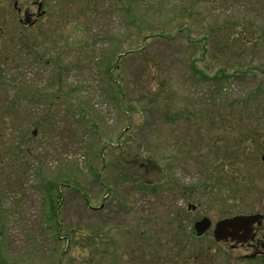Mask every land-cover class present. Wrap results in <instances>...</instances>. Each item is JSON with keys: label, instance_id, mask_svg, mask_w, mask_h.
I'll list each match as a JSON object with an SVG mask.
<instances>
[{"label": "rangeland", "instance_id": "rangeland-1", "mask_svg": "<svg viewBox=\"0 0 264 264\" xmlns=\"http://www.w3.org/2000/svg\"><path fill=\"white\" fill-rule=\"evenodd\" d=\"M66 8L62 28L26 35L42 60L15 47L0 70V264H235L213 227L198 237L194 223L234 214L241 184L256 182L264 0ZM116 60L129 113L106 76ZM192 66L231 79L214 89ZM47 181L61 191L55 223ZM91 234L98 245L85 250Z\"/></svg>", "mask_w": 264, "mask_h": 264}, {"label": "flooded vegetation", "instance_id": "flooded-vegetation-1", "mask_svg": "<svg viewBox=\"0 0 264 264\" xmlns=\"http://www.w3.org/2000/svg\"><path fill=\"white\" fill-rule=\"evenodd\" d=\"M66 1L0 0V70L3 64L10 60L15 47L27 58H36L38 61L43 59L40 54L44 50L40 51L38 48L42 45L37 39L25 41L28 38L26 35L37 33L50 25L56 26L57 30L62 28L60 26L67 12ZM57 59L58 57L55 60ZM0 78L2 80L1 76ZM33 135H37V130L33 131ZM253 139L254 150L249 152V155L254 161L249 163L252 164L249 167L256 182H252V178L248 182L244 181L240 187L241 197L236 201L235 213L226 215L214 225L213 220L209 218L210 228L198 236H204L213 227L212 234L215 239L214 231L218 222L237 216L250 217V223L242 222L236 230L229 229V232H233L232 236L220 241L215 239L218 244L227 247L226 253L233 255L231 259L235 264H264V134L255 135ZM26 155H29V152ZM195 210L196 208L193 211Z\"/></svg>", "mask_w": 264, "mask_h": 264}, {"label": "trees", "instance_id": "trees-1", "mask_svg": "<svg viewBox=\"0 0 264 264\" xmlns=\"http://www.w3.org/2000/svg\"><path fill=\"white\" fill-rule=\"evenodd\" d=\"M237 28V27H236ZM119 58H120V56H119ZM119 65H120V63H119V61H117L116 60V62L115 63H110L109 64V66H108V68H107V74H106V76H107V78H108V80L110 81V82H112V83H114V84H116V85H118V93H122V96L119 98V102H120V105L122 106V108L123 109H127V104H126V101H125V98H124V91H123V89H122V87H121V83H120V81H119V79L116 77L117 75H116V72H118L119 70H120V68H119ZM192 69L193 70H195L196 72V74L197 75H201V78L203 79V80H207V81H209L210 83H211V85H212V87H214V89H218V86H220L219 85V81L220 80H222V79H224V80H226V81H228V80H230L231 79V75L230 74H228V73H226V72H221L220 74L222 75V77L221 76H219V75H215V76H209V75H206L204 72H202V71H200L199 69H197L195 66H192ZM233 79V78H232ZM0 80H1V78H0ZM120 87V88H119ZM129 113L130 111H128V110H126V113ZM110 142V141H109ZM111 143V142H110ZM119 144H122L121 142L119 143ZM137 156H139V155H137ZM136 157V156H135ZM149 159H151L152 157H148ZM144 160V159H143ZM150 163H152L154 166L156 165L154 162H153V160H150L149 161ZM125 163L127 164V165H129V163L130 162H128V161H126L125 160ZM131 164V163H130ZM136 166H133V168H135ZM93 167H91V171H93ZM139 178V177H138ZM139 182H141V181H139ZM142 183V186L140 187V189L142 190V191H144V192H148V191H150V192H148V193H152V194H155V193H157L158 191H156L157 190V187H156V185H154V186H147L146 185V183H144V182H141ZM43 188H44V190L47 192V194H48V200H47V202L49 203V205H50V207H49V209H50V213H49V219H48V221H49V223H55V222H57V220H56V212H54V205H53V202H56V203H58L59 202V200L58 199H61V193H60V190H59V188H58V186L56 185V183H54V182H52V181H47L46 183H44L43 184V186H42ZM56 189V190H55ZM58 193H57V192ZM52 192H56V195H54L55 193H53L52 194ZM55 197H56V199L57 200H55ZM87 201V200H86ZM87 204V203H86ZM89 207H90V205H88ZM95 211V210H94ZM59 225V224H58ZM60 226V225H59ZM190 235V234H189ZM95 236H97V235H83L82 237H81V243H82V245H80L83 249H85V250H87V249H90V250H94L96 247H97V243H96V241H97V239L98 238H96ZM98 236H100V234L98 235ZM142 236H144L145 237V240H147V236H146V233H142ZM72 242V241H71ZM98 242H99V240H98ZM79 244H80V242H79V239L78 240H76V242H75V246H78V247H80L79 246ZM83 244H87V245H83ZM102 246V245H101ZM100 246H98V248H99ZM97 248V249H98ZM162 253H165V254H168L169 253V249L167 248V246H163V252ZM90 264H92V262H90Z\"/></svg>", "mask_w": 264, "mask_h": 264}, {"label": "water", "instance_id": "water-1", "mask_svg": "<svg viewBox=\"0 0 264 264\" xmlns=\"http://www.w3.org/2000/svg\"><path fill=\"white\" fill-rule=\"evenodd\" d=\"M189 208L195 209V205H190ZM250 217L242 218V217H233L231 219L222 220L217 223L215 227V239L220 241L224 238H228L232 236L233 232H229V229L236 230L238 226L243 223H250ZM211 226V220L207 217L202 218L201 220L195 223V230L199 236L203 235Z\"/></svg>", "mask_w": 264, "mask_h": 264}]
</instances>
